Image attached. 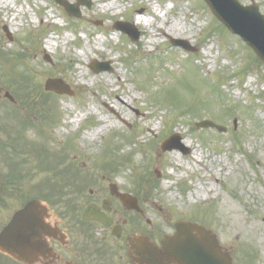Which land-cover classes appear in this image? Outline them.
<instances>
[{
  "label": "rangeland",
  "instance_id": "374dc122",
  "mask_svg": "<svg viewBox=\"0 0 264 264\" xmlns=\"http://www.w3.org/2000/svg\"><path fill=\"white\" fill-rule=\"evenodd\" d=\"M86 1L76 18L54 0H0V53L7 54L0 57V123L8 128L0 137L18 139L9 152L17 151L21 161L19 191L36 196L43 182L66 176L92 179L81 186L87 192L110 179L140 197L161 228L176 220L199 222L224 247L235 248L238 264L249 260L244 252L253 256L251 264H264V63L201 0H108L119 6L115 11ZM255 2L264 14V0ZM136 17L142 18L137 25ZM164 18L183 27L186 37L159 34L156 24ZM121 20L135 26L137 41L114 29ZM150 35L154 42H147ZM50 38L56 44L46 48ZM175 39L195 51L171 45ZM93 60L109 69L95 72ZM203 76H213L221 90L207 106L198 105L211 92ZM49 78H60L74 94L45 92ZM76 112L83 116L74 123ZM203 119L226 131L196 129ZM100 127L92 139L90 132ZM171 134L189 154L160 150ZM199 188L204 195L194 193ZM1 200L7 205L0 206V231L24 198L16 193ZM9 259L0 255V264H16Z\"/></svg>",
  "mask_w": 264,
  "mask_h": 264
},
{
  "label": "flooded vegetation",
  "instance_id": "af4514ba",
  "mask_svg": "<svg viewBox=\"0 0 264 264\" xmlns=\"http://www.w3.org/2000/svg\"><path fill=\"white\" fill-rule=\"evenodd\" d=\"M3 129L6 128L0 123V135ZM8 144L9 140L0 137V192L4 195L8 186L1 176L5 173L3 168H10L5 162ZM76 183V179L70 181L71 186ZM111 183L114 184L108 179L106 187L99 185L87 192L81 190L80 184L75 188V194L48 203L45 222L53 234L42 241L48 252L41 253L33 264H187L182 253L168 254L161 250L165 236L175 231L174 222L167 224V229L161 228L149 218V210L143 206L140 197L116 185L118 191L136 199L133 200L134 208L123 207L121 200L111 193ZM6 205L0 200L1 207ZM89 205L97 208L98 217L104 221L83 218ZM132 238L146 241H133ZM142 252L144 255L140 254ZM223 254L231 257L232 264H238L235 248L221 249V258Z\"/></svg>",
  "mask_w": 264,
  "mask_h": 264
},
{
  "label": "water",
  "instance_id": "95a60500",
  "mask_svg": "<svg viewBox=\"0 0 264 264\" xmlns=\"http://www.w3.org/2000/svg\"><path fill=\"white\" fill-rule=\"evenodd\" d=\"M66 10L70 15L78 17V10L73 9L63 0H55ZM209 5L211 11L219 19L220 22L231 32L241 36L245 42L256 52L261 62H264V16L260 15L257 6L252 3L247 7H243L237 0H204ZM83 3V0H79ZM117 29H120L128 34L131 40H137L138 34L128 29L126 23H116ZM10 39V37H9ZM174 45H180L185 49L191 50L184 42L175 40ZM49 60V58H45ZM94 71H102L101 64L93 61L90 66ZM45 90H53L55 92H68L67 86L59 79H48L46 81ZM199 127H215L219 131L223 128L215 125L212 122L201 121L196 124ZM175 138V143H170L172 138ZM171 148L184 149L179 142L177 136H172L169 140L161 144L163 151ZM112 188V187H111ZM114 192V189H112ZM116 196L121 198L124 206L131 207L133 203L126 195L116 193ZM46 207L40 201L32 199L22 207V209L14 212L10 223L0 233V251L7 253L15 259L31 264L36 257L41 253L48 252V248L42 244L43 237L50 235L48 226L44 223L46 216ZM89 210L87 209L86 212ZM176 232L169 237L167 243L164 244L163 250L170 252H187L188 255L195 256L190 264H223L220 258V246L217 237L208 229L190 222H178L175 224ZM226 264L225 260L223 261Z\"/></svg>",
  "mask_w": 264,
  "mask_h": 264
},
{
  "label": "bare ground",
  "instance_id": "6f19581e",
  "mask_svg": "<svg viewBox=\"0 0 264 264\" xmlns=\"http://www.w3.org/2000/svg\"><path fill=\"white\" fill-rule=\"evenodd\" d=\"M136 1V0H134ZM150 1V0H148ZM108 2V0H92V6L93 8H97L99 6L100 3H106ZM141 3V2H140ZM103 10H110L112 9V11H115V10H118L119 6L114 4V3H106L105 5H101ZM139 8H137L136 10H138ZM141 9H143L144 12H147V6L146 5H143L141 7ZM98 13V12H96ZM188 16V15H186ZM142 22V18L141 17H136L134 19V24L137 25L139 23ZM60 23V22H59ZM144 23L145 25H148V26H151L150 25V20L149 19H144ZM157 25V32L159 34H168V35H184L186 37L187 34H184L185 33V29L183 27H181L178 23H174L173 21H170V20H167L164 18L163 21L159 22ZM155 36L154 35H150L148 36V39H147V42L151 43V42H154L155 40ZM56 44L55 40H53L52 38L50 39H47V42H46V48L50 47V46H54ZM106 59H109V61H111V63L113 62V59H111L109 56H105ZM84 74V71L80 70V73L79 75L82 76ZM114 76L117 80V82H120V77L118 74L114 73ZM109 81V80H108ZM116 97H118V95L116 94ZM118 101H120L123 105H127L130 107V105L128 103H125V101H121V99H119L118 97ZM83 114H78L77 112L74 113V117L72 119V121L74 123H76L80 117H82ZM104 127H100L98 128L97 130H95L94 132H90V136L92 139H94V137L96 136L97 133L101 132L103 130ZM148 129H150L148 126H147ZM195 160H198V156L196 155L195 157ZM195 194H202L204 195V190H202L201 188L197 189L194 191Z\"/></svg>",
  "mask_w": 264,
  "mask_h": 264
},
{
  "label": "trees",
  "instance_id": "16d2710c",
  "mask_svg": "<svg viewBox=\"0 0 264 264\" xmlns=\"http://www.w3.org/2000/svg\"><path fill=\"white\" fill-rule=\"evenodd\" d=\"M206 87L211 88V92L208 96L207 99H203L202 101H200V103H202L203 105L207 106L209 102H213L216 100H219L220 97V93L221 90H219V86L216 83V80H211L210 78H204L202 80H200Z\"/></svg>",
  "mask_w": 264,
  "mask_h": 264
}]
</instances>
